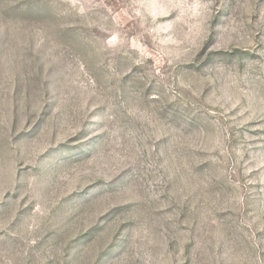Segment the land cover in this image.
Masks as SVG:
<instances>
[{
  "label": "rangeland",
  "instance_id": "obj_1",
  "mask_svg": "<svg viewBox=\"0 0 264 264\" xmlns=\"http://www.w3.org/2000/svg\"><path fill=\"white\" fill-rule=\"evenodd\" d=\"M0 264H264V0H0Z\"/></svg>",
  "mask_w": 264,
  "mask_h": 264
}]
</instances>
